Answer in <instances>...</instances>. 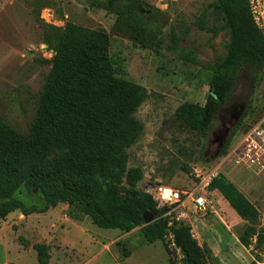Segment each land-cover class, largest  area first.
Returning a JSON list of instances; mask_svg holds the SVG:
<instances>
[{"label": "rangeland", "instance_id": "obj_1", "mask_svg": "<svg viewBox=\"0 0 264 264\" xmlns=\"http://www.w3.org/2000/svg\"><path fill=\"white\" fill-rule=\"evenodd\" d=\"M107 1L0 0V118L14 130L27 134L52 69L60 31L68 23L105 30L110 37L116 76L141 85L146 92L132 115L143 132L127 150L128 169H140L143 177L134 189L124 182L120 186L122 196L130 190L150 195L149 189L155 186L188 190L199 174L206 176L215 171L218 178L222 176L233 184L259 210L256 229L264 231V166L247 164L246 155L254 153L246 145L240 146L255 127L264 126V74L258 73L259 87L249 114L253 71L247 68L240 73L209 138L198 137L176 118L177 109L184 103L204 105L213 65L227 54L230 35L223 28L216 0H142L145 5L139 14L150 18L140 23V33L133 30L129 20L119 25L117 15L101 6ZM242 119L228 154L222 156L231 131ZM208 192L212 193L213 209L205 216L190 212L185 219L198 243L208 246L222 264H251L256 260L264 264V245L256 247L257 235H249L250 246L242 245L239 237L247 223L219 190L209 188ZM15 197L27 207H45L40 194H30L24 187ZM63 205L65 215L80 226H87L95 238L109 247L110 257L121 264L126 259L122 254L124 247L133 254L125 264L179 262V250L171 234L150 244L140 228L131 232L106 230L86 216L75 221L71 217L74 207ZM79 213L80 210L76 215ZM24 219L22 214L21 220ZM17 220L15 225L9 220L1 222L0 264H37L33 245L46 244L50 238L44 236L40 227ZM54 247L55 257H67L65 264H83L77 253Z\"/></svg>", "mask_w": 264, "mask_h": 264}, {"label": "trees", "instance_id": "obj_2", "mask_svg": "<svg viewBox=\"0 0 264 264\" xmlns=\"http://www.w3.org/2000/svg\"><path fill=\"white\" fill-rule=\"evenodd\" d=\"M144 5L142 0H108L101 4L117 15L119 25L129 20L137 33L143 31L140 23L150 18L139 14ZM215 8L230 35L227 54L213 65L204 105L184 103L176 111V118L203 139L212 135L216 118L232 96L240 73L247 68L253 71L249 114L259 87L258 73L264 74V38L250 15L248 1L216 0ZM145 96L141 85L116 76L105 30L68 23L60 31L52 69L29 132H18L0 118V220L15 211L27 217L67 204L74 207L71 217L75 221L86 216L106 230L131 232L140 228L150 244L173 235L179 250L177 264H222L208 246L198 243L190 224L171 220L168 210L159 209L150 195L131 190L121 194L124 182L134 189L143 177L140 169H128L127 150L143 132L132 115ZM243 119L231 131L222 156L228 154ZM22 187L30 194H40L45 207H27L17 199L15 194ZM210 189L219 190L247 223L239 237L241 244L250 246L251 234L257 235V248L264 245V231L256 229L259 210L249 199L222 176L211 182ZM147 212L155 217L150 225L143 220ZM33 250L37 264H50L48 245L35 244ZM122 254L126 258L130 255L125 247Z\"/></svg>", "mask_w": 264, "mask_h": 264}, {"label": "built area", "instance_id": "obj_3", "mask_svg": "<svg viewBox=\"0 0 264 264\" xmlns=\"http://www.w3.org/2000/svg\"><path fill=\"white\" fill-rule=\"evenodd\" d=\"M247 1L250 15L264 38V0ZM243 144L249 148V152L254 153L253 156L251 154L246 155L248 159L247 164H250V166H264V126L259 125L255 127L244 137L240 146ZM217 177L218 175L215 171L206 176L199 174L193 187L188 190L155 186L151 187L148 193L156 202L159 209L166 208L168 210L167 215L171 220L177 222L185 221L190 212L205 216L213 209L212 193L208 192V189L211 182Z\"/></svg>", "mask_w": 264, "mask_h": 264}, {"label": "crops", "instance_id": "obj_4", "mask_svg": "<svg viewBox=\"0 0 264 264\" xmlns=\"http://www.w3.org/2000/svg\"><path fill=\"white\" fill-rule=\"evenodd\" d=\"M65 209V206L61 204L46 213L24 216V220H21L22 214H19L21 211H15L5 220H0V225L1 222L6 220H9L8 223L12 222L13 224L11 225H15L16 222L14 221L18 218L20 223L27 222L32 226L40 227L44 236L47 235L50 238L46 243L50 247V264H65L67 261V257L64 254H59L57 257H55L56 253L53 255L56 252L54 246H58L65 251L69 250L77 253V255L82 257L83 264H121L116 259L110 257L109 247L101 243L98 238H95L87 226H80L78 223L70 220L64 213ZM38 228H36V232H38ZM93 231L97 232L96 230ZM100 236L104 235L101 234ZM132 255L126 258L122 264H125L128 259L130 260Z\"/></svg>", "mask_w": 264, "mask_h": 264}, {"label": "water", "instance_id": "obj_5", "mask_svg": "<svg viewBox=\"0 0 264 264\" xmlns=\"http://www.w3.org/2000/svg\"><path fill=\"white\" fill-rule=\"evenodd\" d=\"M143 220H144L145 225H150L155 221V217L152 213L147 212V213H144Z\"/></svg>", "mask_w": 264, "mask_h": 264}]
</instances>
